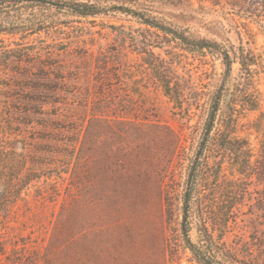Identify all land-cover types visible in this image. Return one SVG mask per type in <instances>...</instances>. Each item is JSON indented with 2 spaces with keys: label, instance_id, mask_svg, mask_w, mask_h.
Instances as JSON below:
<instances>
[{
  "label": "rangeland",
  "instance_id": "obj_1",
  "mask_svg": "<svg viewBox=\"0 0 264 264\" xmlns=\"http://www.w3.org/2000/svg\"><path fill=\"white\" fill-rule=\"evenodd\" d=\"M117 3L98 0L103 7ZM140 3L179 27L178 37L208 47L172 41L113 9L87 18L44 9L35 13L40 30L4 37L11 48L48 52L51 64H23L13 77L0 73V114L19 123L2 125L0 138L22 155L21 177L32 179L3 211L0 264H196L172 199L184 180L182 150L200 137L204 101L237 83L238 64L227 75L221 52L242 45L264 65V0ZM238 5L261 13V20ZM160 73L178 82L180 100L164 93ZM256 89L259 110L239 109L237 130L254 153L256 127L264 129V68ZM40 107L41 114L26 111ZM248 203L228 223L229 244L242 228L246 236L260 228L246 213ZM191 236L196 241L195 231Z\"/></svg>",
  "mask_w": 264,
  "mask_h": 264
},
{
  "label": "trees",
  "instance_id": "obj_2",
  "mask_svg": "<svg viewBox=\"0 0 264 264\" xmlns=\"http://www.w3.org/2000/svg\"><path fill=\"white\" fill-rule=\"evenodd\" d=\"M115 1L118 2L116 5L103 7L98 4V0L96 3L88 0H0V73L7 71L13 77L21 74L23 64H51L47 51L42 54L32 51L26 45L17 43L11 48L4 44V37L12 36L18 30H40L42 23L35 19V13L44 9L83 18L113 9L165 35H173L172 41L185 43L201 51L208 47L204 40L196 41L183 35L178 37L177 32L182 30L169 22L161 23L150 9L140 7L141 0ZM237 8L261 20V13L250 12L244 5H238ZM24 13H27L26 18L22 17ZM221 54L227 75L231 66L238 64L237 83L231 92L223 85L208 101H204L208 107H205L206 118L202 131L195 144L182 150L180 162L186 163L184 180L180 186L181 191L175 193L172 199L181 211L182 238L196 264H264V188L252 189L254 186H264V129H261V125L256 127L260 130L257 153L253 152L247 139L237 135L241 115H238L239 109L248 112L259 110L261 99L256 89V78L264 65L258 56L246 51L242 45L236 49L232 46ZM158 80L166 95L180 100L183 93L178 82L172 84L163 73H160ZM226 97V107L222 110ZM36 110L43 111L42 107L26 111L38 114ZM14 122L17 121L0 114V132L3 131L2 125L11 126ZM7 144L8 141L0 138V219L4 220L7 216H3V211L8 210L15 194H20L32 180L27 176L21 177L23 157L9 150ZM254 194H259V197L256 199ZM247 202L246 213L255 219L260 228L254 229L248 236L242 228L241 233L234 235L229 244L224 240L225 235L231 231L228 223L236 221L240 208L246 206ZM192 231L196 233V241L191 236ZM3 238L0 233L1 251L5 248Z\"/></svg>",
  "mask_w": 264,
  "mask_h": 264
}]
</instances>
